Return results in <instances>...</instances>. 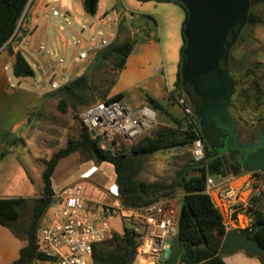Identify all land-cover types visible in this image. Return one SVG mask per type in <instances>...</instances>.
Segmentation results:
<instances>
[{"label":"crops","instance_id":"0c3cea01","mask_svg":"<svg viewBox=\"0 0 264 264\" xmlns=\"http://www.w3.org/2000/svg\"><path fill=\"white\" fill-rule=\"evenodd\" d=\"M52 10H57L58 16H53ZM61 13L71 27L69 38L61 36V33L65 32V27L61 25ZM184 13V9L174 3L98 0L96 13L90 15L84 8V0H30L16 36L0 50V167L7 161L2 149L15 143V140L8 142V138H21L26 147H30L27 139L37 138L43 140H40V145L33 143L39 149H65L69 142V139L64 138L67 131L57 120L60 116L59 107L65 102L60 92L71 93L72 83L91 74L97 59L108 55L105 51L109 47L122 45L128 39L133 41V45L107 100L122 95L121 101L127 106L133 109L149 106L156 113L175 106V84L183 48L182 46L180 50L181 61L178 62L175 43L180 37L184 40ZM74 22L79 23L78 29L73 27ZM83 25L89 26L90 29L82 31ZM109 33L116 34L112 45L97 51L96 54L90 53L88 61H75L78 53L73 43L75 37L83 38L81 50H88L91 37H97L101 41V34ZM42 43L62 55L66 64L54 70L56 60L39 51V45ZM70 47H74L72 53L69 52ZM92 47H95L94 43ZM15 57H18V61L21 57L29 64L34 77L17 78L14 75L13 69L17 64ZM176 67L178 72L175 74ZM52 78L59 82L60 89L52 91ZM148 98L154 99L157 105L150 104ZM92 167L97 166L89 167L70 186L81 182L82 175ZM245 174L234 177L233 183L238 184ZM98 175L100 176V173ZM3 181L4 178L0 180L1 183ZM1 183L0 199L28 200L32 197L24 196L25 193L17 187L5 189L6 186ZM60 192L54 190L55 195ZM84 193L92 198L86 188ZM209 194L211 197V193ZM105 197L108 198L107 193ZM180 198L181 196L179 200L173 198V202L180 205ZM94 199L107 201L98 196ZM219 208L222 211L221 206ZM229 222L225 223L228 231L239 230ZM27 245L25 237H18L9 228L0 226V264H13ZM240 252L230 255L228 259H224V256L222 258L226 264H257L258 257Z\"/></svg>","mask_w":264,"mask_h":264},{"label":"trees","instance_id":"16d2710c","mask_svg":"<svg viewBox=\"0 0 264 264\" xmlns=\"http://www.w3.org/2000/svg\"><path fill=\"white\" fill-rule=\"evenodd\" d=\"M141 3H174L181 6L186 14L185 7L177 0H136ZM30 0H0V50L15 36L20 27ZM251 7L254 0H250ZM98 0H84V8L90 15L96 13ZM262 20L253 12H250L248 25L260 24ZM183 28V31H184ZM231 36L229 37V40ZM133 41L128 39L122 45H113L105 51L108 55L120 57L119 69L124 67L127 56L130 53ZM182 48V62L184 59ZM175 84L176 92L184 96L182 88L181 67ZM14 75L17 78L34 77V72L29 64L21 57L14 66ZM71 89L80 92L90 90L87 77L74 81ZM122 95H117L108 100H122ZM184 98V97H183ZM148 102L157 105V102L148 98ZM60 111L65 113V102H62ZM194 111V109H193ZM178 122V121H177ZM191 131L186 132L187 137L183 140L177 138L178 133L172 130H162L154 137H148L131 148L128 153L124 148H116V142L110 149H104L100 143L94 140L88 130L81 128L78 140H69L65 149L46 162L43 172L42 197L33 202L30 223L22 221V212L25 210L28 200L26 199H0V226L9 228L18 237H25L28 245L22 249L20 257L13 264H33L41 256L37 252V231L46 211L53 204L55 196L53 190V177L61 160L73 154L86 156L88 161H96L98 164H110L115 172L116 185L119 187V200L125 207L141 209L159 203L166 199H172L171 191L158 184H148L137 180L140 171L139 157L155 154L161 150H169L179 146L192 145L195 140L201 139L205 146V159L196 162L192 158L194 168L187 169L179 175V188L182 191L180 198V216L177 238L185 247V251L179 264H226L220 255V247L228 233L224 217L219 208L215 206L207 192L208 176L219 178L239 177L245 174L242 168L228 166L223 159L222 151H212L205 142L198 119L194 116ZM198 170L199 175L189 177L187 172ZM260 200L255 199L250 207L252 225L250 229L240 230L251 241L258 244L264 251V212L261 210ZM138 240L133 231L125 230L122 236L114 242L103 243L95 251V264H134L136 245ZM264 264V256L259 257Z\"/></svg>","mask_w":264,"mask_h":264},{"label":"rangeland","instance_id":"374dc122","mask_svg":"<svg viewBox=\"0 0 264 264\" xmlns=\"http://www.w3.org/2000/svg\"><path fill=\"white\" fill-rule=\"evenodd\" d=\"M251 12L258 16L262 22L252 26L247 25L242 30L236 44L231 49L229 59V71L236 82L235 94L229 112L237 122V131L242 135V142L251 136H255L257 131L264 127V0H254ZM64 17V14L61 13L60 19L63 21L61 25L65 27V32L61 33V36L69 38L68 34L71 27L66 23ZM73 27L78 29L79 23L74 22ZM59 28L60 26H58V30ZM183 44L184 40L182 37L175 43L178 51V62L181 61L180 50ZM73 51L74 47H70L69 52L72 53ZM120 61V57L117 56H101L97 59L91 74L87 76L89 91L86 90L83 93L78 89H73L71 93L60 92L62 99L66 103V112L60 111V116L57 120L59 125L66 128L67 134L64 138L69 140H78L80 138V131L83 126L80 114L88 106L98 101L107 100V96L123 70V68L119 69ZM177 72L178 67L175 68V74ZM174 80L176 81V76ZM171 81H173L172 77ZM182 99L186 101L185 107L180 104ZM173 102L175 106L157 113L158 126L150 134L134 141L120 140L116 142V148L122 147L129 153L133 146L145 138L154 137L162 130H172L178 133L177 138L179 140L185 139L187 137L186 132L191 131V124L194 120L191 115H186L185 109H191L194 115L193 106L188 102L186 93L183 96L175 91ZM14 140L15 143L12 146L7 145L5 149H2L7 156V161L4 166L0 167V180L4 178V181L0 183L6 186L5 189L17 187L21 192L25 193L24 196H32L28 199V204L22 212V221L30 223L33 202L42 197L45 162L49 161L54 154L62 149H39L35 145L36 143L40 145V140L42 139L37 138L27 139L30 147H26L21 138L15 139L12 137L8 138L7 141L12 142ZM192 150L193 146L188 144L139 157L140 171L137 180L148 184L161 185L167 191L172 192L173 198H178L179 200V197H182V191L179 188V175L183 174L189 167L195 169V165L192 163ZM92 165L99 167L100 176L98 173V176L95 175L93 178L83 181L86 191L89 192L92 198L98 196L102 200H107L106 202L111 201L105 197V193L111 185L116 183L113 167L107 163L98 164L96 161H88L86 156L79 154L70 155L60 161L53 177V189L56 192H60L63 188L70 186ZM187 174L189 177H196L200 173L198 170H190ZM251 176L252 174L250 173L245 174L238 184L234 182L232 186L240 188L248 185L251 181ZM212 179L215 185L221 183V179L217 176H213ZM260 179L263 183L261 187L262 196L251 198L253 187L255 186L248 187L242 190L241 201L249 203L250 199H252V202L258 199L261 203V210L264 212V174L260 176ZM247 181L248 183H246ZM211 199L216 207L221 206L222 211H220L225 223L230 221L232 227L236 226L235 229L245 230V218L248 217V213L242 211L239 221L236 222V219L230 218L227 206L218 199L217 191L211 192ZM46 212L48 218L53 216V209H49ZM111 225L117 232L122 233L123 229L117 219L111 220ZM223 258L228 259L229 256H224ZM256 261L257 264H262L261 260L256 259Z\"/></svg>","mask_w":264,"mask_h":264},{"label":"built area","instance_id":"2783aa9c","mask_svg":"<svg viewBox=\"0 0 264 264\" xmlns=\"http://www.w3.org/2000/svg\"><path fill=\"white\" fill-rule=\"evenodd\" d=\"M53 16H58L57 10H52ZM90 27L83 25L82 31ZM89 39V49L81 50L84 39L80 36L73 40L78 49L76 62L88 61L90 53L109 47L116 39V34L102 35ZM95 47H92V44ZM39 51L46 57L56 60L54 70L65 65L66 59L44 43L39 45ZM51 89H60L59 82L52 78ZM180 104L186 106L182 99ZM186 115H191V109H185ZM80 120L91 137L100 143L104 149H110L118 141H134L150 134L158 126L156 111L145 106L133 109L122 101L105 100L98 102L80 114ZM93 134V135H92ZM192 157L196 162L205 159V146L201 139L192 144ZM100 172L98 167H92L82 175L81 182L67 187L53 197V216H43L37 231V252L41 256L33 264H95V251L103 243L114 242L122 236L125 230L133 231L138 240L134 264H160L173 246L178 235L180 205L172 199H166L149 207L136 209L121 204L119 187L111 185L106 191L111 201L104 202L89 198L85 195L83 181L93 178ZM251 181L240 188L232 186L234 177L221 179L215 185L211 176L207 178L208 194L218 193V199L227 206L231 219L239 221V217L248 213L245 229L252 225L249 203L241 201V193L245 188L253 187L252 197L262 196V172H250ZM258 185V186H257ZM210 195V194H209ZM219 208V207H217ZM48 209V210H49ZM245 217V216H244ZM117 219L122 233L117 232L111 225V220Z\"/></svg>","mask_w":264,"mask_h":264},{"label":"water","instance_id":"95a60500","mask_svg":"<svg viewBox=\"0 0 264 264\" xmlns=\"http://www.w3.org/2000/svg\"><path fill=\"white\" fill-rule=\"evenodd\" d=\"M188 13L183 36L186 47L183 51L184 59L181 67L182 84L185 88L193 89L200 103L194 105L195 116L200 121V128L206 127L210 120L221 121L222 134L226 135V124L234 140H239L237 122L228 110V104L222 101L223 94L226 99L235 93V80L231 77L228 66L230 52L236 44L242 30L248 25L251 12L250 0H177ZM232 37L229 40V37ZM18 63V57H15ZM15 63H12L14 65ZM222 66L224 69H222ZM225 73V77L218 80L215 76L208 82L199 79L208 74ZM209 101V103L207 102ZM93 135V134H92ZM264 147V136L259 135ZM225 147L224 143L220 149ZM238 149H250L249 145L239 146ZM246 173H264V153L248 156L242 165ZM185 247L178 238L167 252L164 262L160 264H179ZM245 252L254 257L264 256L263 249L251 241L240 230L228 231L220 247L221 256H230L237 252Z\"/></svg>","mask_w":264,"mask_h":264},{"label":"flooded vegetation","instance_id":"af4514ba","mask_svg":"<svg viewBox=\"0 0 264 264\" xmlns=\"http://www.w3.org/2000/svg\"><path fill=\"white\" fill-rule=\"evenodd\" d=\"M232 38V37H231ZM231 40V39H230ZM222 69L224 67L222 66ZM229 71V66H228ZM230 73V71H229ZM231 75V73H230ZM216 77L218 80L225 77V73L218 72L215 74H208L202 76L199 80L202 82H208L213 79V77ZM232 77V76H231ZM182 88L184 89L185 93L188 96V102L194 107L197 103H200V99L197 95L194 94V91L192 88L187 87L185 88L182 84ZM236 89V84H235ZM235 94V93H234ZM234 94L230 97V99H226V94H223L222 101L226 102L228 104V110L230 109V105L232 102V99L234 97ZM209 103V101H207ZM198 119V118H197ZM199 127H200V121L198 119ZM221 121L218 120L216 123L215 120H210V123L206 127L200 128L201 133L203 135V138L207 145L211 148L212 151L223 153L221 156L223 159L227 162L228 166H236L238 168H242V165L244 161L248 158V156L256 153H264V147H259L261 140L259 139V135L261 134L264 136V127H261L255 136H251L247 138L244 142L241 141L242 135L239 136V140H234L232 138V133L228 130L227 125L224 124L222 127L223 129H226V136L224 138H220V136L224 133L221 131ZM224 143L225 147L223 149H220L221 145ZM249 145L250 149H238L239 146H245ZM264 174V173H263Z\"/></svg>","mask_w":264,"mask_h":264}]
</instances>
